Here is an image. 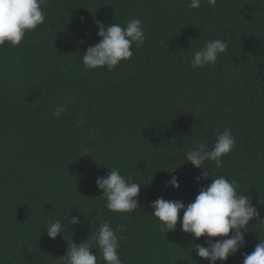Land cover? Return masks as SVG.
Here are the masks:
<instances>
[{"label": "trees", "instance_id": "1", "mask_svg": "<svg viewBox=\"0 0 264 264\" xmlns=\"http://www.w3.org/2000/svg\"><path fill=\"white\" fill-rule=\"evenodd\" d=\"M187 5L45 0L44 24L18 46H0V264H63L67 244L86 241L104 222L120 229L123 264H208L190 253L204 237L182 233L179 217L165 234L148 205L160 197L187 205L210 183L197 182L202 170L185 153L196 142L211 146L218 129H231L236 143L223 168L206 162L203 170L235 180L264 216V0ZM129 18L142 21L143 45L111 71L85 70L80 55L99 42L95 22L123 26ZM214 39L228 43L226 52L193 70V52ZM64 103L55 118L53 107ZM117 167L142 186L136 212L108 211L96 187ZM173 175L179 188H165ZM77 215L81 225L46 236L48 223ZM255 223L224 264H242V253L264 239Z\"/></svg>", "mask_w": 264, "mask_h": 264}, {"label": "clouds", "instance_id": "2", "mask_svg": "<svg viewBox=\"0 0 264 264\" xmlns=\"http://www.w3.org/2000/svg\"><path fill=\"white\" fill-rule=\"evenodd\" d=\"M44 2L45 0H0V46L7 44L16 47L28 32L44 24ZM201 3L202 0H188L187 6L198 9ZM207 3L215 6L216 0H207ZM95 23L99 42L89 45L84 54L80 55L85 70H113L122 61L132 57L133 45L139 48L146 38L142 21L138 18H129L123 26L119 23L108 26L99 21ZM227 48L228 43L222 39L205 41L203 47L193 52L189 66L197 70L213 65ZM66 110L67 103L56 104L52 115L59 118ZM235 143L231 129H218L211 146L203 142L194 143L185 153L186 161L195 169L202 170L201 175L196 178L197 182L206 179L210 183L200 188L195 199L187 205L182 201L165 200L163 197L148 205L152 210L150 216L157 220L165 234L176 230L179 217L182 233L191 236L193 240L204 237V244L190 245V253L194 252L200 260L208 261V264H217V261L224 264L230 256H235L245 246V229L250 222L256 221L255 224L264 231V216H261L249 196L237 192L239 186L235 180L224 176L209 179V172L203 170L206 162H214L216 168H223L222 158L233 150ZM87 152L88 149L83 148L81 157L87 156ZM95 184L103 193L101 198L106 202L108 211L126 214L136 212L141 207L137 199L141 184L134 182L130 176L122 175L118 167L108 170L106 176L98 177ZM169 186L178 189L179 178L171 176L165 188ZM69 224L81 225L80 216H68L66 223L60 219L48 223L44 226L45 234L50 240H55L67 230ZM119 231V228L113 229L108 222H104L86 241L80 244L71 241L70 245L67 244L65 255L61 257L63 264H98L97 254L91 251L94 247L98 248L99 259L104 264H123L118 253ZM242 255V264H264V239L258 238L253 251Z\"/></svg>", "mask_w": 264, "mask_h": 264}]
</instances>
